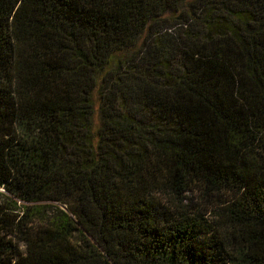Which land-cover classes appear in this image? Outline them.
I'll use <instances>...</instances> for the list:
<instances>
[{"label":"trees","instance_id":"trees-1","mask_svg":"<svg viewBox=\"0 0 264 264\" xmlns=\"http://www.w3.org/2000/svg\"><path fill=\"white\" fill-rule=\"evenodd\" d=\"M0 264H264V0H0Z\"/></svg>","mask_w":264,"mask_h":264},{"label":"rangeland","instance_id":"rangeland-1","mask_svg":"<svg viewBox=\"0 0 264 264\" xmlns=\"http://www.w3.org/2000/svg\"><path fill=\"white\" fill-rule=\"evenodd\" d=\"M184 197V202L186 203V200L188 201L190 198H191V196L189 195V194H185V195H183ZM193 198V197H192ZM194 205H196V206H202L203 207V205H202V200L201 199H194L193 198V202H192ZM215 206L216 205H214V204H211V205H207V206H205V207H203V208H205V210H207L208 212L209 211H212L213 209H215ZM210 216V215H209Z\"/></svg>","mask_w":264,"mask_h":264}]
</instances>
